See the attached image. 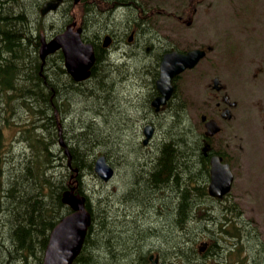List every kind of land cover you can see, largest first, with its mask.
Masks as SVG:
<instances>
[{"label":"trees","instance_id":"16d2710c","mask_svg":"<svg viewBox=\"0 0 264 264\" xmlns=\"http://www.w3.org/2000/svg\"><path fill=\"white\" fill-rule=\"evenodd\" d=\"M40 4L41 2L37 4L35 10L31 7L29 13L25 0H0V264H42L52 229L71 211L62 202V194L72 185H76L77 191L86 196L87 207L92 215V223L82 251L73 264H124L122 260L125 264H148L152 251L144 250L143 244L140 245V238H135L139 236V232L136 230L132 236L129 235V241L122 234L127 228L126 225L121 224L124 228L119 229L115 219L107 218L109 209L115 205V202L112 203L114 199L109 196L110 192L100 189L93 196L94 190H90L84 180L85 175L89 174L95 178L97 184L105 185L93 170L94 160L99 153L105 154L115 169L117 167L114 161L122 164L120 152L124 137L130 135V131L123 124L116 128L110 126L108 121L101 123L99 120V116L108 120L118 82L112 81L109 78L111 75H106V70L102 76L108 80L99 81L101 78L97 74L101 57L95 62L91 78L80 83H76L67 73L61 51L42 62L39 57L41 33H48L52 37L62 31L63 25L55 30H48L46 21L49 16L40 15ZM67 16L68 14L65 22L71 21ZM61 84L73 90L68 88L66 92ZM77 91L84 95L86 101L89 97L99 101V104L93 105L88 111L94 116L84 114L87 119L78 118L75 114L64 111L59 105L62 103L61 97L66 104H71L70 100L74 96L69 93ZM106 111L108 115L105 114ZM21 113L26 114L28 124L18 127L15 120L20 119ZM180 113L183 115L184 110L176 108L175 117ZM180 118L177 122H180ZM78 124L79 129L76 130ZM59 127L63 128V138L69 148L71 167L64 148L59 145ZM128 128L131 129V126ZM6 129L13 130L14 136L19 133L17 144L23 145L21 152L17 153L14 145L4 143L5 138L12 140L6 136ZM17 129L19 132H15ZM159 131L162 136L157 144L153 163L147 154L144 156V161L147 159L154 165V171L148 173L150 177L147 185L142 178L130 185L143 183L153 187L154 195L157 194L153 200L159 199V205L165 204L172 212L171 215L175 214L171 223L176 235L171 241L166 240V244L176 245L172 246L174 250L170 255L168 253L173 259L172 262L176 259L175 264H197L194 263L195 258L192 255L183 251L188 250L189 245H192L197 259H203L207 256L217 257L218 245H223L227 237L240 241V244L242 240H248L251 236L249 226H238L237 220L241 218L242 211L230 201L223 206V222L213 232V235L218 233V237L210 239L211 245L206 254H197V242H190V235L196 229L191 224L201 222V218L204 221L213 220V206L206 208L204 205H212L216 201L207 193L210 174L209 169L205 173L206 161L198 158L197 154L199 152L195 143L196 137L200 135L189 130L180 131L178 126L173 125H168L166 129L160 128ZM137 134L131 131L130 143L142 148L138 141L139 132ZM9 157L16 164V168L10 169V173H13L12 181L6 186L2 178L5 174V160ZM167 189L168 195H159ZM122 195L124 199V194ZM129 198L128 202L142 205V201L136 199V190ZM148 201L152 202L151 199ZM159 209L162 212L164 210L160 207ZM125 222L128 219H123V223ZM242 244L239 252L240 256H244L241 258L243 263L248 258ZM169 248L171 249L170 246ZM236 248L235 244L234 247L228 246L226 257H232ZM94 250L96 252L93 253ZM121 250L124 251L123 254ZM192 250L190 249L191 254Z\"/></svg>","mask_w":264,"mask_h":264},{"label":"rangeland","instance_id":"374dc122","mask_svg":"<svg viewBox=\"0 0 264 264\" xmlns=\"http://www.w3.org/2000/svg\"><path fill=\"white\" fill-rule=\"evenodd\" d=\"M39 1L40 0H25L26 9H28L27 7L29 6V9L34 7L37 3H40ZM44 1L45 0H41V4ZM158 1H160L161 8L169 11L181 10L182 8H178L180 4H183L184 7H187V4H191L193 7L201 6L202 4V0H183L182 2H178L177 0ZM69 3L70 0L65 3L60 13L52 14L47 17L46 22L48 30H55L57 27L62 26L66 20V9L69 6ZM87 7L88 10L89 8H94L93 5L90 6L88 3ZM29 9L28 12L30 13L31 9ZM75 11L78 10L75 9L74 12ZM199 11L200 12L195 18V21H198V24H194L192 29L187 28L184 24L182 25L178 23L176 20H165L160 18L158 20L160 32L166 34L168 38H170V36H172V38H178L179 36L184 37L187 30H224L226 38L224 63H221L220 65L218 76L224 81L226 86L225 93L229 95L231 100L238 103V107L231 112L232 118L230 120H223L220 117L218 118V121L222 126V132L216 136V143L214 144L217 145L220 152L224 153L225 157H227V160H229V163L231 164L235 176L231 194L224 202H212V205L211 203H206L204 205L206 208H211V206H213V212H211V214L215 218L211 221H204V219L201 218V222L192 223L191 227L193 225L196 229L195 231L193 230V234L190 235V242H193L194 240L198 245L205 239L217 238L218 233H214L213 235V232H216L218 224L223 222V206L231 201L242 211L241 218L237 220L238 226H244L246 228L249 226L248 230L251 231L249 239L242 240L243 244L241 243L249 256V260L246 261V264H264V104L261 106L257 105L258 101L264 102V0H217L213 11L207 17L202 12V9ZM94 15L97 16L98 20H103L106 16V14H104V17L100 14L98 15L95 10L93 12V16ZM209 19H213L214 23H207ZM115 26L119 27L116 22ZM94 27L95 26L93 25L92 29ZM103 30H105V28ZM41 34L46 37L48 36V33ZM180 44L185 43L181 42ZM144 56L147 57V55ZM139 57H141V55ZM143 59L144 58H141L130 65L128 64V68L120 66L119 72L127 73L138 70L139 73L141 67H144L142 63L146 58ZM150 61L151 60L146 59L144 62L147 64ZM104 64H107L106 61H104ZM49 66H47L48 69ZM214 66L215 68H211L204 61L197 72L185 73L181 79V83L185 86H183L180 91L182 94L180 99H186L189 101L186 96L188 95L192 101L195 109L193 112L195 116L197 115L194 123L200 121V115L202 113H210L213 111L205 104L206 98H209V96L207 97L204 94V89L209 82V78L203 77L201 73L203 69L204 74L209 71V74L212 77L210 80L211 83L213 73H216L217 65L215 64ZM259 67L263 68V72H259L258 78L254 79L253 74ZM48 69L45 71L46 74L48 73ZM151 69L154 72L153 65L151 66ZM107 70L106 75H109V69ZM199 75L201 76L199 77ZM151 78L152 76L150 74H143L142 77H130L126 80H115V82H118V88L114 92L116 97L111 104L113 109L111 110V113L109 112V115L108 111L105 112V114L108 115V120L107 118H101L100 116L99 118L101 120H99L101 123L103 121H108L107 123L110 126H116V128H119V126H121L120 124H123L125 127L126 122L130 126L136 127H131V130L126 126V130L130 131V135H125L124 137L122 151L120 152L122 164L118 161H114V165L117 167L115 177L109 183H104V186L97 184L96 180H94L95 178L89 174L85 175L84 180L89 185L90 190H94L93 196H96L100 189L108 193L110 192V198L114 199L112 203L115 202V205H113L110 212H108L107 218L111 220L115 219V221L118 222H116V226L119 225V229L124 228V226H120L121 224L126 225L127 228H125V231L122 234H124L127 240L129 239V241H131L130 238H128L129 235L132 236L133 232L137 230L139 236L135 238H140V245L143 244V248H145L144 250L150 249L151 251L158 253L163 264H175L176 259L172 262L173 259L169 255L170 252L174 250L173 247H176V245L174 246V244L171 243L166 244V240L170 239L171 241L173 236L176 235V231L173 229L171 223L175 214L172 216V212L165 204H160V206L159 199L155 198V200H153L157 194L154 195L153 187L146 186L150 177L148 173L154 171V169L152 170L154 165L152 166L151 162L153 163V157L157 153V144L159 143L162 134H159L160 131L156 132L154 141L149 147L150 149H148L149 153L130 143L131 131H134V133L136 132V134L139 132L140 135L142 128L137 125L147 119V116L149 115L148 109L144 104L138 102L132 103V101H136L140 96H146L143 94L147 93L153 86ZM105 80L108 79L102 77L99 81L106 82ZM61 85L62 87H66L65 84ZM66 88L68 89V87ZM73 95L74 98L72 97L73 99L71 98L70 100L71 104L67 103L65 105L63 102L59 105L64 111H66L64 108L65 106L67 108L66 112L75 114L78 118L82 117L83 119H87V117L83 115L87 114L88 116H91L93 113L91 114V112L88 111L94 107L93 105L99 104V101L93 100L95 102H87L88 100L86 101L84 95H80L78 91L77 93L74 92ZM132 108L134 109L132 110ZM258 108L260 109L258 110ZM128 109L130 111H128ZM20 115V119L15 120L18 127L23 126L25 123L28 124L26 114L21 113ZM179 117H181L180 122H177ZM166 118H169V116ZM126 119H128V121H126ZM166 122L167 123L163 125V129L168 127L172 122V118H169ZM172 125L173 127L178 126L180 131L189 130L181 113L173 120ZM78 127L79 124L76 125V130L79 129ZM15 132H19V130L17 129ZM5 134L12 140L5 138L4 143L14 145L16 152H21L23 150V145L21 146L17 144L19 133L14 136L13 130L6 129ZM140 140L141 139L139 138L138 141ZM146 154L147 157L151 159V162L147 159L144 161V156ZM15 166L16 164L10 157L6 158L4 167L5 174L2 178L6 186H9L12 181L13 173H10V169ZM139 178H142V181L145 182L146 185H143V183L134 186L130 185V183ZM135 190L136 199L142 201L141 206L128 202L130 199L129 195L134 193ZM167 192H169L168 189L167 191H161L159 195L166 196L168 195ZM122 194H124V199H122ZM172 197L175 202L176 196L174 193ZM149 199L152 200L151 203L148 201ZM159 207L162 209L164 208L163 212ZM125 218L128 219V222L123 223V219ZM140 233L143 234L140 235ZM157 235L159 237H157ZM235 242H237L236 239L227 237V241L224 242L223 245H218V249H221L216 253L217 257H209L208 260L210 262L208 264H229V259L233 256L230 258L226 257L228 254L226 248L228 246L232 247ZM186 245L187 244H185V246ZM188 247L192 250V245H189ZM237 247L241 248L240 245H237ZM189 248L188 250L183 251L186 254L192 255L195 258L193 261L200 263L206 262L204 258L197 259L195 252L192 250L193 254H191ZM121 251L123 254L124 251ZM94 252L96 251L94 250L93 253ZM240 258H244V256L241 255ZM122 263L125 264L126 262L122 260Z\"/></svg>","mask_w":264,"mask_h":264},{"label":"flooded vegetation","instance_id":"af4514ba","mask_svg":"<svg viewBox=\"0 0 264 264\" xmlns=\"http://www.w3.org/2000/svg\"><path fill=\"white\" fill-rule=\"evenodd\" d=\"M67 1L68 0H65V3ZM216 1L217 0H202L201 6L193 7V5L187 4V7H184L183 5L181 10L166 12L161 8L160 1L158 0H79V2L75 4L78 11L73 12L71 15V19H73L71 21L67 20L62 28V30H64L68 24L75 22L76 27L82 29L84 40L90 41L94 45L96 61L98 57H101L97 74L101 78L103 77L102 74L104 71L108 69L107 67H110L111 69L109 70L111 74V77L109 78L113 79L112 81L121 79L126 80L130 77H142L143 74H150L152 76L151 81L154 83V86H152L147 93L143 94L146 96H140L136 101H132V103L138 102L144 104L149 112L147 119L143 120L137 126L143 128L145 125L151 124L157 131L160 128H163V125L167 123L166 121L169 118H172V122L169 125L173 124V120L176 118L174 114L176 108L183 109V119L186 122L189 131L196 132L200 135V137H196L197 143H195V145L199 152L197 153L198 158L200 157L201 160L206 161L205 173L208 170L207 164L211 163V160L215 155L222 156L223 161H225L227 157H225L224 153L218 150L217 145H214L216 143L215 137L208 138L206 136L205 125L201 120V116L204 113L200 115V121L194 123L197 115L195 116L193 112L195 109L192 101L188 95L186 96L189 101L186 99H180L182 95L180 91L182 90V87L185 86L181 83L183 74L174 78L175 89L172 97L166 105L160 108L159 111L153 107L154 99L159 96L155 82L157 78H159L161 61L166 53L173 50L180 51L177 49L179 46L185 47V51L181 52H188L193 49H201L205 51L203 59L198 63L199 65L193 70L186 71V73L197 72L204 61L211 68H215L214 65H217L216 73H213L211 83L210 80L212 77L210 76L209 71L204 74L203 69L201 74L203 77L209 78V82L204 89V94L207 97L209 96V98H206L205 104L208 108L213 110L209 115L218 120L228 107L227 102L229 100L232 101L229 95H226L225 93L226 86L224 81L218 76L220 65L221 63H224V47L226 45L225 32L224 30H187L184 37L179 36L178 38H172V36H170V38H168L167 35L160 32L158 20L162 15H169L177 18V20L183 23L184 20L187 19L188 28H192L194 24H198V21H195V18L200 12L199 10L202 9V12L207 17L213 11ZM87 3L90 6L93 5L94 8H89L88 10ZM94 10L97 11L98 15L100 14L103 17L104 14H106V19L98 20L96 15L93 16ZM115 22L119 27L115 26ZM189 22H191V24H189ZM207 23L213 24L214 20L209 19ZM93 25L95 27L92 29ZM104 28L105 31L103 32L102 30ZM106 35H109L111 38V43L108 47H104L103 45V40ZM181 42H184L185 44H180ZM143 51H145V53ZM140 55L141 57H139ZM144 55H147V57ZM141 58H146L151 61L145 64V59L142 63L144 67H141L139 73L138 70L127 73L119 72L120 66L128 68V64L130 65ZM104 61H106L107 64H104ZM152 65L154 72L151 69ZM256 70L257 73H254V79L258 78L259 72H263V68L259 67ZM200 76L201 75H199V77ZM215 78L220 79L221 90L216 89L215 86H219V83L217 85L215 84ZM263 104L264 102L262 101L257 102L258 106ZM237 107L238 103L236 102L235 105L230 108V114ZM259 109L260 108H258V110ZM167 116H169V118H166ZM126 121H128V119H126ZM126 126L130 125L126 122ZM198 127H200L199 130L197 129ZM153 141L154 140H152L150 145H141L145 152L149 153L148 149H150L149 147L152 145ZM203 254H206V251ZM194 263L203 264L196 261H194ZM158 264H163L160 255ZM229 264H231L230 261ZM232 264H241V260L236 254L234 255V261H232Z\"/></svg>","mask_w":264,"mask_h":264},{"label":"water","instance_id":"95a60500","mask_svg":"<svg viewBox=\"0 0 264 264\" xmlns=\"http://www.w3.org/2000/svg\"><path fill=\"white\" fill-rule=\"evenodd\" d=\"M63 0H48L41 9L42 16L50 11H55ZM76 2L78 0H75ZM76 23H72L67 28L56 34L50 39L41 36L39 55L42 61L61 50L64 55V63L67 72L75 81H83L91 75V68L95 62L94 47L91 43H85L82 39V29L75 28ZM110 37L104 39V46H108ZM203 56L199 50L191 51L187 54L177 52L168 53L164 56L161 63L160 78L157 80V88L162 94L153 101V105L159 107L167 102L173 92L171 84L172 78L187 68H193L198 60ZM217 82V80H216ZM233 105V104H231ZM229 110L223 114L229 117ZM205 119V116L203 117ZM207 135H214L220 131V126L215 120H209L206 123ZM144 144H148L154 135V127L146 125L144 128ZM59 143L64 148L65 154L71 163V155L68 146L62 135V128H59ZM77 171V169H75ZM95 173L105 182H108L114 176V169L108 163L106 157L101 155L97 158L94 166ZM234 175L228 163H223L221 157H214L211 166V180L209 184V194L213 197L222 199L230 193ZM76 188L72 187L62 195L63 203L71 207L72 211L64 216L62 220L52 229L49 242L45 249L42 264H73L80 254L87 235L88 228L91 224V213L86 206V197L75 192ZM207 242H202L199 251L206 249ZM150 256L151 264H157V258Z\"/></svg>","mask_w":264,"mask_h":264},{"label":"bare ground","instance_id":"6f19581e","mask_svg":"<svg viewBox=\"0 0 264 264\" xmlns=\"http://www.w3.org/2000/svg\"><path fill=\"white\" fill-rule=\"evenodd\" d=\"M39 2H41V0H40ZM31 4H32V3H31ZM37 4H38V3H37ZM37 4L34 6V8L37 7ZM29 7H30V6H29ZM29 7H27V8L29 9ZM32 8H33V7H32ZM30 9H31V8H30ZM30 9H29V10H30ZM24 11H25V10H24ZM58 18H59V17H58ZM140 28H141V27H140ZM145 34H146V33H145ZM91 35H92V34H91ZM145 36H146V35H145ZM26 47H27V46H26ZM34 50H35V49H34ZM144 59H145V58H144ZM144 59H143V60H144ZM147 60H148V59H147ZM145 61H146V60H145ZM37 66H38V65H37ZM99 77H100V76H99ZM104 77H105V76H104ZM100 80H101V79H100ZM63 85H64V84H63ZM112 86H113V85H112ZM63 87H65V86H63ZM66 87H67V86H66ZM66 87H65V88H66ZM100 87H101V86H100ZM68 88L71 89V87H69V86H68ZM62 89H63V88H62ZM70 89H69V90H70ZM64 90H65V89H64ZM71 90H73V89H71ZM61 91H62V90H61ZM67 91H68V90H67V88H66V92H67ZM66 92H63V93H64V94H67ZM69 92H72V91H69ZM91 93H92V92H91ZM109 93H110V92H109ZM69 94L73 95L74 92H73V94H72V93H69ZM73 96H74V95H73ZM73 98H74V97H73ZM91 99H92V100H91ZM97 99H98V98H97ZM91 101H92V102H95L96 100L93 101V98H92V97H91V98L89 97L87 102H91ZM61 102H62V103H63V102L65 103V100H64L63 97H61ZM62 103H60V104H62ZM63 105H64V104H63ZM65 105H66V103H65ZM130 105H131V104H130ZM130 105H129V106H130ZM138 105H139V104H138ZM89 106H90V105H89ZM136 106H137V105H136ZM64 107H65V106H64ZM139 108H140V107H139ZM143 108H144V107H143ZM130 109H131V108H130ZM133 109H134V108H132V110H133ZM136 109H138V108H136ZM62 111H63V110H62ZM66 111H67V110H66ZM128 111H130V110L128 109ZM139 111H140V109H139ZM133 112H135V111H133ZM144 112H145V111H144ZM148 113H149V112H148ZM140 114H141V112H140ZM133 115H134V114H133ZM143 115H144V114H143ZM127 117H128V116H127ZM123 118H124V117H123ZM128 119H129V118H128ZM100 120H101V119H100ZM129 120H131V119H129ZM164 128H165V127H164ZM178 128H179V127H178ZM158 131H159V130H158ZM168 134H169V133H168ZM167 136H168V135H167ZM162 141H163V140H162ZM78 143H80V142H78ZM84 145H85V144H84ZM102 145H103V144H102ZM141 154H142V153H141ZM84 155H85V154H84ZM85 159H86V158H85ZM117 160H118V159H117ZM109 196H110V195H109ZM117 203H118V202H117ZM109 210H110V209H109ZM181 215H182V213H181ZM177 219H178V218H177ZM130 225H131V224H130ZM95 263H96V262H95Z\"/></svg>","mask_w":264,"mask_h":264}]
</instances>
